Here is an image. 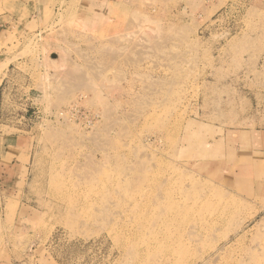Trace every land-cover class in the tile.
<instances>
[{
    "label": "rangeland",
    "instance_id": "374dc122",
    "mask_svg": "<svg viewBox=\"0 0 264 264\" xmlns=\"http://www.w3.org/2000/svg\"><path fill=\"white\" fill-rule=\"evenodd\" d=\"M0 110V264H264V0H0Z\"/></svg>",
    "mask_w": 264,
    "mask_h": 264
},
{
    "label": "built area",
    "instance_id": "2783aa9c",
    "mask_svg": "<svg viewBox=\"0 0 264 264\" xmlns=\"http://www.w3.org/2000/svg\"><path fill=\"white\" fill-rule=\"evenodd\" d=\"M77 116L82 118L81 121L83 123L91 124V122H92V116L91 115H89L86 112L81 113L80 109H78L76 107H72L66 111H61V112L57 113L55 117H56V119H61V117L62 118L68 117V118L73 119L74 117H77Z\"/></svg>",
    "mask_w": 264,
    "mask_h": 264
},
{
    "label": "crops",
    "instance_id": "0c3cea01",
    "mask_svg": "<svg viewBox=\"0 0 264 264\" xmlns=\"http://www.w3.org/2000/svg\"><path fill=\"white\" fill-rule=\"evenodd\" d=\"M70 1H71V0H70ZM66 2H67V1H66ZM0 113H1V110H0ZM243 133H246V132H239V134L236 133V134H238L237 137H236L237 140H239V139H238V138H239L238 136L241 135V134H243ZM256 135L258 136V134H256ZM253 136H254V135L250 134V135L247 136V137H249V139H253ZM261 136H263V135H261ZM240 141H242V140H240ZM250 142H251V141H250Z\"/></svg>",
    "mask_w": 264,
    "mask_h": 264
},
{
    "label": "water",
    "instance_id": "95a60500",
    "mask_svg": "<svg viewBox=\"0 0 264 264\" xmlns=\"http://www.w3.org/2000/svg\"><path fill=\"white\" fill-rule=\"evenodd\" d=\"M54 58V57H53Z\"/></svg>",
    "mask_w": 264,
    "mask_h": 264
}]
</instances>
